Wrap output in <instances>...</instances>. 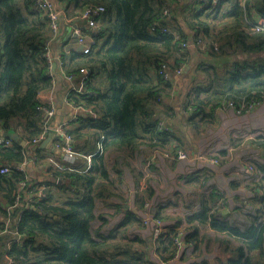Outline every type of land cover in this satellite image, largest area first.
Listing matches in <instances>:
<instances>
[{"label": "trees", "instance_id": "16d2710c", "mask_svg": "<svg viewBox=\"0 0 264 264\" xmlns=\"http://www.w3.org/2000/svg\"><path fill=\"white\" fill-rule=\"evenodd\" d=\"M53 2L63 5L70 19L90 6L105 8L99 27L83 32L91 39L89 49L61 54L62 70L77 83L68 99L79 108L75 124L66 133L72 136L77 153H93L99 144L102 154L99 150L93 155L90 168L74 164L75 169H56L43 182L27 181V172L18 168L26 161L29 144L43 132L44 114L37 107L39 94L53 84L48 55L53 32L35 0H0V128L14 129L27 141L25 146L17 141L0 145V264H158L153 247L156 253L174 247L177 232L165 231L157 240L129 239V223L139 220L128 214L109 234H92L95 199L111 194L103 154L110 149L133 151L142 144L166 148L175 140V133L165 129L154 111L157 106H168L163 98L173 85L161 77L158 68L164 61L173 67L184 64L183 42L192 40L217 58L237 45L240 49H234V54L262 50L252 65L234 62L225 80L215 69L208 86H196V95L185 103L196 108L189 120L195 122L198 115L212 118L224 103L263 98L264 79L257 77L264 75V33L251 32L247 20L254 14L264 16V0H217L215 4L184 0L180 9L176 4L180 0ZM171 2L172 13L163 18ZM157 20L168 24L170 32H153ZM201 92L206 93L203 99ZM206 105L211 107L209 112ZM5 164L11 168L2 173ZM260 168L264 172V164ZM22 183L26 192L21 190ZM30 186H46L45 196L28 194ZM189 220L209 222L242 242L236 248L238 257L226 264H264V223L257 216L245 230L205 207ZM195 227L188 240L199 239Z\"/></svg>", "mask_w": 264, "mask_h": 264}, {"label": "crops", "instance_id": "0c3cea01", "mask_svg": "<svg viewBox=\"0 0 264 264\" xmlns=\"http://www.w3.org/2000/svg\"><path fill=\"white\" fill-rule=\"evenodd\" d=\"M180 1V5L176 3L179 9L184 3V0ZM59 8L63 12L60 27L58 32L52 33L48 44L53 63L57 64L51 72L53 84L38 97L41 105L53 108L54 113L48 118L42 112L43 129L48 119L49 130L38 143L29 144L26 164L20 169L27 172V181L50 180L52 171L74 168V164L90 168L93 155L101 149L97 144L93 153L76 152L77 161L69 164L63 160L56 146L58 129L71 128L79 114L68 99L70 90L77 88V83L67 78L56 58L61 54L85 52L91 43L89 35L85 34V41L80 42L74 34L77 28L83 32L87 29L89 33L91 28L87 22L77 17L70 19L64 6L60 4ZM256 15L247 21L252 22ZM189 42V52L185 53L187 57L184 56L185 62L181 65L183 72L175 80L168 96L163 98L168 106H157L154 111L155 117L175 133V140L166 148L142 144L133 151L110 149L104 152L111 194L96 197L95 218L90 227L95 237L107 235L131 214L139 222L129 223L127 238L149 240L154 237L155 226L154 222L144 223L148 213L162 219L164 231L177 232L179 237V243L163 250L164 253H156L153 247L158 264H226L238 257L236 248L242 242L217 231L209 222L199 223L189 218L205 207L219 219L241 230L249 227L255 216L264 223V172L260 168L264 164V97L257 105L241 113L232 107L219 106L212 118L196 116V123L189 120L196 108L185 103L188 97L196 95V86L205 87L211 83L215 69L223 81L235 68L234 62L247 61L252 65L260 58L262 50L248 53L238 50L234 54V49H240L237 45L238 48H230L217 58L192 40ZM258 78L264 79V75ZM205 94L201 92L200 97L205 98ZM210 108L206 105L205 111L209 112ZM6 130L0 128V136ZM34 146L38 148L34 150ZM37 150L40 154L36 153ZM99 152L102 154L101 150ZM179 152L186 156L179 158ZM195 226L199 228V239L188 240L187 237L195 233Z\"/></svg>", "mask_w": 264, "mask_h": 264}, {"label": "built area", "instance_id": "2783aa9c", "mask_svg": "<svg viewBox=\"0 0 264 264\" xmlns=\"http://www.w3.org/2000/svg\"><path fill=\"white\" fill-rule=\"evenodd\" d=\"M201 1H204V3L209 2L210 4H215L217 2V0H201ZM34 5L38 10L45 12L47 14L48 19H49V25H50L52 32L54 34L56 32H58L59 27H60V18H61V15L63 13L62 10L58 6H56L52 0H35ZM197 6H201V4H197ZM172 7H173L172 2L168 3L165 6L164 12H163V18H169L170 17V15L172 13ZM104 12H105V8L102 6H90V7L84 8L82 11H80L78 19L86 21L87 24L89 25V27L97 29L99 27L98 18L100 16H102ZM248 25H249V30L251 32H253V33H264V16L257 14L255 20H253L252 22H248ZM151 30L153 32H157V30H159L160 32H170V29L168 28V24L162 23L159 20H157L153 23ZM74 34L79 38L80 42L85 41L86 36L83 33L81 28L75 29ZM189 45H190L189 42H185V43L183 42L182 44H180V49L185 50L187 47H189ZM48 55H49V59H50L51 63L53 64V59L51 58L49 52H48ZM56 59H57L58 64L62 68L63 59H62L61 55L58 56ZM51 72H52V65H51ZM158 72L166 82L174 84L177 77L182 74L183 66L180 65L178 67H173L170 64V62L164 61L160 64V66L158 68ZM66 76L70 81L74 82L73 76L72 77L69 75H66ZM73 89H74V87H73ZM258 102L259 101H257V100H247V99L243 98V100L240 104H235L234 102H228V103H224L223 107L224 106L232 107L238 113H241L245 109L254 107L255 105L258 104ZM37 109H38V111H41V112L44 111L48 118L50 116H52L54 113L53 108H45L42 105H39L37 107ZM75 109L79 111V108L76 106H75ZM75 119H77V118H75ZM47 120L48 119H46L43 132L38 137L34 138L33 141L31 142V144L38 143L40 140H42L44 138L45 134L49 130ZM162 125L165 126L166 130H168V127L166 125H164V124H162ZM58 130H59V141H58L56 146H57L58 150L62 153L63 160L69 164H73L77 161V156H78L76 151L73 149V138L70 134L66 133L65 128H59ZM14 142H15V139H13V138H5L3 136H0V145L11 146ZM179 153H178L179 158H183L186 156L182 152H179ZM25 164L26 163H22V164L18 165V168L21 169L22 166H24ZM10 168H11V166L8 164L2 165L1 166V172L7 173L10 171ZM26 188H27L26 184L25 183L22 184L21 190L26 192ZM28 191H29L28 194L34 193L38 198H42L45 196L46 186L40 187L39 189L35 186H30ZM19 197L20 196H18V199H19ZM143 220H144L145 224H149L151 222H154L155 228H154L153 236H154L155 240L159 239V237L165 232L163 230V221L161 218L153 217L147 213ZM178 241H179V237L176 240V244L179 243ZM191 264H196V262H193Z\"/></svg>", "mask_w": 264, "mask_h": 264}, {"label": "water", "instance_id": "95a60500", "mask_svg": "<svg viewBox=\"0 0 264 264\" xmlns=\"http://www.w3.org/2000/svg\"><path fill=\"white\" fill-rule=\"evenodd\" d=\"M56 66H57V64H56V63H53V64H52V70H53ZM3 137H5V138H13V139H15L19 144H21L22 146H25V144H26V141H25V140H22V139L20 138V136L15 132L14 129H8V130H6V132H4V134H3ZM43 146H44V144L41 145V147H43ZM37 148H38V146H34V150L37 149Z\"/></svg>", "mask_w": 264, "mask_h": 264}, {"label": "rangeland", "instance_id": "374dc122", "mask_svg": "<svg viewBox=\"0 0 264 264\" xmlns=\"http://www.w3.org/2000/svg\"><path fill=\"white\" fill-rule=\"evenodd\" d=\"M183 52H184V53H187V52H189V51H188V49H185V50H183ZM185 57H187V56H185ZM211 248H213V247H211Z\"/></svg>", "mask_w": 264, "mask_h": 264}, {"label": "clouds", "instance_id": "9594fccd", "mask_svg": "<svg viewBox=\"0 0 264 264\" xmlns=\"http://www.w3.org/2000/svg\"><path fill=\"white\" fill-rule=\"evenodd\" d=\"M16 141V140H15Z\"/></svg>", "mask_w": 264, "mask_h": 264}]
</instances>
